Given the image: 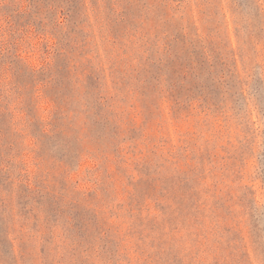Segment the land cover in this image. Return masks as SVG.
<instances>
[{
  "label": "rangeland",
  "instance_id": "374dc122",
  "mask_svg": "<svg viewBox=\"0 0 264 264\" xmlns=\"http://www.w3.org/2000/svg\"><path fill=\"white\" fill-rule=\"evenodd\" d=\"M159 64L210 71L178 78L208 104ZM66 129L61 165L43 135ZM178 195L221 223L174 232ZM262 243L264 0H0V264H264Z\"/></svg>",
  "mask_w": 264,
  "mask_h": 264
},
{
  "label": "trees",
  "instance_id": "16d2710c",
  "mask_svg": "<svg viewBox=\"0 0 264 264\" xmlns=\"http://www.w3.org/2000/svg\"><path fill=\"white\" fill-rule=\"evenodd\" d=\"M157 67H158L157 68L158 72L156 73V75L153 78H154V80H156V82H158V84H161V81H164V78H167V80L169 82V88L167 91L170 93V97L172 98L171 100H173L176 103V105H180L182 103L181 100L184 96H188L187 97L188 99L191 98L190 94L194 93L193 90H195L197 92L196 94H199L196 96H198L199 98L202 97L206 101V103L208 104V101L206 100V97L204 96L205 91H204L203 86H200L199 84L195 83V84H192L190 88H185V86L183 84V80L187 81L188 77L191 76L192 74L196 80L201 75L202 76L206 75L209 79V78H211V74H212L210 71L208 73H205L206 71H194L195 69L193 71H175V69L173 71H164V69L167 67H164L162 64H159ZM176 70H181V68H176ZM181 75H182V77H184L182 81L178 80V78ZM98 79L99 78L97 77L96 80H98ZM145 81L149 82V80H145ZM149 83H151V82H149ZM62 86H63L62 84L59 85V88H61V89L64 88V90L63 91H61V89L59 90V93H58L59 95L56 97V99L61 102L60 103L61 110H65L66 107L63 106V104L65 102V98H66V97H64V94H65L64 92L67 90V88L65 87V85H64V87H62ZM93 87H94V85H93ZM184 91H185V94L187 93V95H184ZM96 118H97L96 123L101 125V127H103V129L106 132L107 131L106 128L111 124L110 118L102 116L99 112L96 113ZM133 132L134 133L137 132L136 128H134ZM68 134H69L68 129H66V130L56 131V132H54L53 135H43V137H45V138H47L53 142L55 152L56 151L62 152V155H61L60 160H59V164H61V165L63 163H67L69 161L68 160L69 156H76L77 157V155L79 154V152H78L79 144L72 145L71 139L68 137ZM117 138H119V136L117 134H115V131L113 130L112 131V140L117 141ZM105 140H106V138L101 136L99 141H98V145L104 146ZM101 152L103 154H105V157L107 159L106 160L107 164H111L110 156L107 153H105V151H101ZM108 169H110V165H108ZM186 180L187 179H185V181ZM162 189H163V191L168 190L167 188H162ZM176 198H177L178 207H176L174 213H178V218H173L171 220L172 222H174V224L172 225L174 232L179 233V231H180L179 227L181 224H184L186 226H189V225L197 226V225H199L200 220H203L201 223L204 224V220H206V218H207L206 214L209 211L211 213L210 219L214 223H216V225H218V223H221L220 222L221 216L218 213V210L219 209H225V204L220 205L218 202H216V205H218V206H212L211 208L210 207L207 208L206 206H204L206 208V211H205L203 209L204 207H202V205L198 206L197 202L194 204V206H192V208L189 207L188 205H186L185 204L186 200H184V197L182 195H178ZM137 200H138V197L135 196L134 201L137 202ZM231 209L232 208H230V210ZM226 210L228 211V207L226 208ZM204 212H205V214H204ZM183 217H184V219H183ZM179 218H181L182 223L180 222L181 220L179 221ZM202 218H204V219H202ZM74 222H75V220H74ZM218 229H219V227H216L215 231L217 232ZM227 232H229V233L233 232L234 237H241V239L243 241H245V237H244L242 229L237 231L235 228H231V230H227ZM251 242L253 244H255V241H251ZM262 246L264 248V243H262L261 247ZM241 248L248 255V252H247L248 246L245 245Z\"/></svg>",
  "mask_w": 264,
  "mask_h": 264
}]
</instances>
